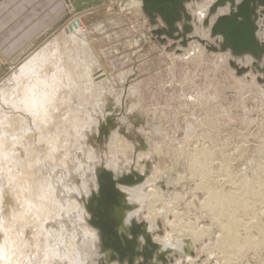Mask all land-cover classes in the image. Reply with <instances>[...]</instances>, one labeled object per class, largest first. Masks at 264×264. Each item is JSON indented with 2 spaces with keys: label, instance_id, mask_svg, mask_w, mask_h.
I'll return each instance as SVG.
<instances>
[{
  "label": "rangeland",
  "instance_id": "374dc122",
  "mask_svg": "<svg viewBox=\"0 0 264 264\" xmlns=\"http://www.w3.org/2000/svg\"><path fill=\"white\" fill-rule=\"evenodd\" d=\"M101 1L103 4L97 7L89 6L90 10L87 7L84 15L91 17L84 32L89 47L86 50L90 54L70 38L67 26L78 19V15L71 12L18 57V54H0V91L12 85V77L34 56L51 53L53 48H62L68 42L69 49H80L79 62L84 66L98 61L110 78L111 100L105 104L108 118L99 125L90 142L99 152L107 154V161L117 160L115 156H119L125 158L124 162H131L128 167L142 172L146 180L153 176L167 178L174 191L171 197H160L155 202L159 212L155 220L161 224L158 230L163 231L162 235L158 232L155 235L184 238L187 230L196 229L202 234L193 248L192 257L196 259L189 264H223L222 250L218 247L223 223L217 220L215 212L202 205L205 195L198 185L209 179V187L229 190L230 185L244 181L264 192L260 185V178L264 176V73L247 64L249 74L238 75L229 62L233 57L207 49L206 45L217 47L218 42L197 19L192 22L186 46L166 35L162 37L167 41L160 42L153 34L155 27L142 9V0ZM200 2L208 5V0ZM202 33L209 35L202 38ZM239 58L246 59L244 56L234 59ZM239 65L247 66L242 62ZM123 115L127 118L125 122L119 120ZM115 132L121 137L118 143L112 138ZM122 144L132 148L128 149L130 155L123 156ZM54 147L40 145L37 153L43 155L50 151L53 157L49 158L55 160ZM200 147H208L215 158L208 178L189 168L188 155ZM139 153L145 156L137 167ZM220 162L228 167L232 182L225 181ZM130 169L127 172H131ZM262 196L254 208L235 213L244 226L239 228L241 234L247 227L264 225V193ZM143 210L140 221L146 223L148 209ZM169 256L179 260L178 255L169 252ZM236 262L264 264V245L256 250H242Z\"/></svg>",
  "mask_w": 264,
  "mask_h": 264
},
{
  "label": "clouds",
  "instance_id": "9594fccd",
  "mask_svg": "<svg viewBox=\"0 0 264 264\" xmlns=\"http://www.w3.org/2000/svg\"><path fill=\"white\" fill-rule=\"evenodd\" d=\"M17 88L19 95L11 107L26 113L34 126L46 123L64 102V81L55 69L45 76L24 78ZM89 119L80 127L68 126L59 146L52 149L55 160L28 157L25 139L31 128H22L7 116L0 123V264L106 261L100 230L90 223L86 205L93 193H99L97 169L114 170L107 154L90 142L98 121ZM177 242L178 237L158 242L159 252L178 251ZM143 259L137 258L135 264ZM151 264H159L158 254Z\"/></svg>",
  "mask_w": 264,
  "mask_h": 264
},
{
  "label": "bare ground",
  "instance_id": "6f19581e",
  "mask_svg": "<svg viewBox=\"0 0 264 264\" xmlns=\"http://www.w3.org/2000/svg\"><path fill=\"white\" fill-rule=\"evenodd\" d=\"M215 1L216 0H208L209 3L207 2L208 5L205 6L204 3H199V0H197V2L195 0H186V10L189 14H191V21L189 20V22L192 24V22L194 23V19H197L199 20V22H202V24H205L204 20L208 18L209 24L206 27L210 30L211 26L216 21L218 16L228 14L230 12V7L229 5H227L220 6L215 12L210 13L209 8ZM141 5L143 9V0ZM74 21L76 22V25L71 21V23H69L67 26V31L69 32L70 38L73 40L72 42L76 43L80 47L83 46L86 50V48H89L87 47L88 44L86 43V35L84 33L86 29V23L82 18H76ZM78 21H80V23H78ZM185 22L186 19L184 18L182 22L179 23L178 26L180 27V30L183 29V25ZM256 22L258 25L257 38L260 40V42H264V14H261ZM95 28L98 29V27ZM155 28H158V26ZM197 29L195 28V30ZM199 31L200 30H198V32ZM196 32H194V34ZM189 35H187L186 38H189ZM203 35L204 34L202 33L201 37L206 38L208 37L209 33L208 35L205 34L206 36ZM215 39L218 42L217 46H220L223 41L222 37L219 36ZM181 40L182 38L178 41H180L181 43ZM69 43L70 42H68V44H66L62 48H53V51L51 53L38 54L34 56L28 64L22 67L18 74H15L12 77V85L3 87L0 91V123H2L7 116L11 120V122L17 124L18 126L22 128L32 129L30 132H28L25 139V149L30 159L35 156L53 157L50 151L44 152L43 155L40 154L41 152L37 153L38 147L40 145H50L51 147L55 145L54 148H57L69 125L80 127L84 123L90 122L89 117H92L98 121V124L93 129V132L95 133L98 132L99 125H102V123H104V121L108 118V112L105 109V104L111 100V96H109L108 92V84H110V78H108L105 68L101 64H98V61L94 65L84 66L79 62V54H81L80 49H69ZM86 51L89 52V50ZM83 53L85 54L86 52L83 51ZM228 56H231V58L233 57L232 60H234L238 65L241 62L246 65H253V59L250 56H244V58L246 57L245 61L242 60L243 58L241 60L239 58L236 61L234 59L236 57L230 54H228ZM261 62H259V64H261V66H264V57ZM248 66L249 65L245 67ZM53 69H55V71H57V73L61 75L64 81V90L61 93V95L64 97V102L59 106V111L50 119H48L46 123H41L38 126H34L31 123V118L28 117L26 113L13 109L11 107L13 99L19 95L17 84L22 83L24 78L45 76L49 74ZM247 73L249 74V72H246V74ZM70 75H72V77H70ZM103 76L105 77L103 78ZM116 97L117 96H115V98ZM5 101H8V103L6 104ZM123 116H121L119 120L124 122L125 120L127 121L126 116ZM112 123L115 124V122ZM129 124L132 125L131 123ZM105 132H107V130H105ZM112 138H114L116 143H118L121 137L119 136V133L115 132L112 133ZM122 146L124 147L120 150H123V156H128V154L130 155L128 149L132 148L127 147L124 144H122ZM148 154L149 153H147V155ZM147 155L146 157H149ZM138 156L139 159L136 162L137 167L139 165V160H142L145 155L139 153ZM188 156L190 162L189 168L191 170L198 171L203 178H208L209 171L214 168L213 166L215 164V158L209 151V148H197L195 149V152L190 153ZM115 158H117V160L115 159L107 161L109 167L114 170V173H129L127 171L131 167L129 168L128 165H130L131 162H124L125 158L123 157L115 156ZM127 158L130 159V157ZM221 168L223 169L224 175L226 176L225 181L232 182L233 180L231 181L230 177L232 176V174L230 175L229 171L226 170V168H228L226 167V164L221 163ZM130 170L133 171L132 168ZM141 171L144 170L141 168ZM141 173L139 172L138 174L142 175ZM170 183L171 182L167 178H158V176H153L149 180H146L144 178L143 182H140L135 186H120L121 190H123L127 194V204L133 207L131 211L127 212V217L125 219L126 222L130 223L132 219H137L138 221H140V219L142 218L141 214L144 211L143 209L144 207H146L148 209V212L145 215L147 221L146 223L151 231L150 233L152 235L153 242L158 244L159 248L161 247V245L158 242L166 243L170 237L166 238L155 235V233H157L159 229L157 221L155 220L159 213L157 211V204H155V202L160 199V197H171L174 189ZM251 184V182L247 183L243 181L236 186L230 185L231 188L229 190L219 189L220 187H209V179L207 181L206 179H204L200 182L199 185L197 184L198 189H201L204 192L203 194L205 195L202 205H204L207 210L215 212L217 220L223 223V234L221 237H219L220 239L218 242V247L222 250V257L224 259L223 264H237L236 261H238L239 257L241 256L242 250H256L261 245H264V225H260L259 227H245L246 229L243 228L244 232L243 234H241L242 232H239L241 231L239 230V228L243 225L240 224L239 220L235 216V213L237 211L246 212L254 208L253 205L262 199V195L264 193L263 189L257 188L258 186L256 187ZM260 185L264 188V176H261L260 178ZM137 201L140 203L139 207H136L135 203ZM253 230L255 232H253ZM185 234L186 235L184 236L186 237L179 238L180 242L176 243V248L178 249V251H173L172 249H168L166 251L167 253L170 252L172 254H175V256L178 255L179 260L175 261L172 256L168 257L167 255V264H179V262L183 264H189L190 261L196 259L195 257H192L194 253L192 254L191 252L196 246L195 243L200 238L202 233L196 229H194L193 232L189 229ZM170 258H173V261H170ZM174 261L175 263H173ZM111 264L118 263L112 262Z\"/></svg>",
  "mask_w": 264,
  "mask_h": 264
},
{
  "label": "water",
  "instance_id": "95a60500",
  "mask_svg": "<svg viewBox=\"0 0 264 264\" xmlns=\"http://www.w3.org/2000/svg\"><path fill=\"white\" fill-rule=\"evenodd\" d=\"M185 1L143 0L144 13L154 27L158 26L153 29L158 41L166 42V37H162L166 35L175 40L182 38L181 44L187 45L186 36L191 33L193 26L189 22L191 14L186 10ZM227 5L230 7V12L218 16L210 29L212 37L221 36L223 41L217 47L206 45L207 49L226 52L234 57L250 56L253 59V66L264 73V66L259 64L264 57V42H260L257 38L256 22L259 16L264 14V0H216L209 11L213 13L218 7ZM184 18L186 22L180 30L178 25ZM72 22L76 25L74 20ZM204 23L208 26L209 19L204 20ZM229 62L238 75H243L249 70L248 67L239 66L232 59ZM97 175L99 193H93L86 207L92 214L90 223L100 230L102 251L107 253L106 261L102 260L101 264L112 262L135 264L139 257H144L142 264H151L154 254H158L159 263L167 264L169 252H159V245L153 242L147 223L137 219L125 223L127 212L133 207L127 204V194L120 186H135L143 182L145 176L135 170L115 174L102 166L97 169ZM158 227L161 228L160 223ZM158 234L162 235L163 231L158 230ZM170 261L173 259L170 258Z\"/></svg>",
  "mask_w": 264,
  "mask_h": 264
},
{
  "label": "crops",
  "instance_id": "0c3cea01",
  "mask_svg": "<svg viewBox=\"0 0 264 264\" xmlns=\"http://www.w3.org/2000/svg\"><path fill=\"white\" fill-rule=\"evenodd\" d=\"M100 2V4L98 3ZM101 0H0V54L19 56L49 29L61 24L71 12L85 23L87 7L101 5ZM89 7L88 9L90 10ZM2 60L0 59V62Z\"/></svg>",
  "mask_w": 264,
  "mask_h": 264
}]
</instances>
